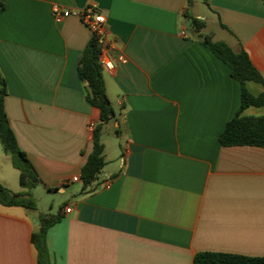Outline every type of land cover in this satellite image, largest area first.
Listing matches in <instances>:
<instances>
[{
    "label": "crops",
    "instance_id": "0c3cea01",
    "mask_svg": "<svg viewBox=\"0 0 264 264\" xmlns=\"http://www.w3.org/2000/svg\"><path fill=\"white\" fill-rule=\"evenodd\" d=\"M88 3L104 15L126 62L101 68L114 118L100 134L105 165L83 190L81 180H70L80 179L92 149L88 125L99 123L77 75L92 35L76 15L56 23L50 9ZM0 7L3 105L39 180L29 193L56 194L60 204L55 212L52 204L48 211L0 204V264H37V215L58 210L45 234L52 264L264 256V148L220 145L240 86L201 43L202 35L212 39L203 33L208 23L216 25L223 34L216 41L244 50L264 82V0H0ZM191 17L204 22L200 32ZM246 87L253 95L264 90L252 81ZM263 114L264 106L241 112ZM0 184L22 191L4 152Z\"/></svg>",
    "mask_w": 264,
    "mask_h": 264
},
{
    "label": "trees",
    "instance_id": "16d2710c",
    "mask_svg": "<svg viewBox=\"0 0 264 264\" xmlns=\"http://www.w3.org/2000/svg\"><path fill=\"white\" fill-rule=\"evenodd\" d=\"M204 26L202 20L190 18V27L194 32H200ZM201 43L228 67L231 77L240 86L239 108L234 116L226 122L224 129L219 134L218 141L220 145L264 148V114L257 117L241 115V112L249 106H264V90L257 95H253L246 87V83L252 81L260 83L264 89V82L260 74L251 65L244 50L241 49L235 52L226 43L213 41L209 35H202ZM98 56L99 48L94 38H91L83 49L77 66L78 78L80 81L86 82L85 99L88 104L98 109L99 112V123L92 132V149L80 171L83 190L96 181L105 165L100 134L103 126L114 118L113 108L105 92ZM5 94V83L0 76V143L3 152L10 156L12 166L19 172V185L22 191L13 193L0 184V204L4 206H21L30 211H35L36 202L31 197L29 190L34 188L39 180L26 154L18 148L10 129L3 105ZM60 218V210L55 214L38 213L39 227L31 235V242L37 252V264H52L46 248L45 234L48 227L58 222ZM192 264H264V256L248 257L202 252L194 256Z\"/></svg>",
    "mask_w": 264,
    "mask_h": 264
},
{
    "label": "built area",
    "instance_id": "2783aa9c",
    "mask_svg": "<svg viewBox=\"0 0 264 264\" xmlns=\"http://www.w3.org/2000/svg\"><path fill=\"white\" fill-rule=\"evenodd\" d=\"M51 16L56 23H60L70 15H76L80 21L89 29L92 38H94L98 48V61L101 68L107 71L114 69V62L123 64L126 62L124 55L120 52L117 42L109 35L106 28V19L104 15L97 9L95 4L88 3L79 9H67L58 4H54L50 9ZM183 35L184 32H181ZM88 129L93 131L94 124H89ZM80 180L79 177H73L70 181ZM70 209H65L69 212Z\"/></svg>",
    "mask_w": 264,
    "mask_h": 264
},
{
    "label": "rangeland",
    "instance_id": "374dc122",
    "mask_svg": "<svg viewBox=\"0 0 264 264\" xmlns=\"http://www.w3.org/2000/svg\"><path fill=\"white\" fill-rule=\"evenodd\" d=\"M201 9L204 8L202 7ZM209 32H212L213 41L219 40L223 35L221 30H219L216 25L210 23H208L203 33L209 34ZM0 153H3L1 143H0ZM32 194H33V199L36 201L37 207L42 211H48L50 204H52L51 212H55L58 209V206L60 205V204L55 205L56 204L55 201L59 197L56 194H50V196H46L45 192H41L40 190H36V192H33Z\"/></svg>",
    "mask_w": 264,
    "mask_h": 264
},
{
    "label": "water",
    "instance_id": "95a60500",
    "mask_svg": "<svg viewBox=\"0 0 264 264\" xmlns=\"http://www.w3.org/2000/svg\"><path fill=\"white\" fill-rule=\"evenodd\" d=\"M30 216L32 217V215H31V214H30ZM32 220H33L35 223L37 222V221H36V219H35V218H33V217H32Z\"/></svg>",
    "mask_w": 264,
    "mask_h": 264
}]
</instances>
